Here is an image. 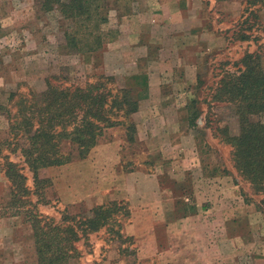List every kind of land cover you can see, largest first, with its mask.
Returning <instances> with one entry per match:
<instances>
[{
	"label": "crops",
	"instance_id": "obj_1",
	"mask_svg": "<svg viewBox=\"0 0 264 264\" xmlns=\"http://www.w3.org/2000/svg\"><path fill=\"white\" fill-rule=\"evenodd\" d=\"M164 1L132 0L129 12L111 11L109 21L113 14L119 36L117 42L108 43L102 53L103 65L111 62V68H116L118 74L116 78L134 81L133 86L143 90L137 112L130 117L136 130L134 141H145L147 158L156 156L158 162L145 161L143 166L134 163L133 168L128 167L130 170L126 171L119 152L121 140L112 139L93 148L83 160L47 169L57 170L58 174L69 172L72 197L75 185H86L85 198L91 209L113 201L128 203L130 216L123 233L133 239L137 262L227 264L229 260V264H237L241 250L252 244L244 242L238 230L241 225L245 226L243 232L256 228L252 221L255 210L232 189L237 186H207L204 179H199L202 185L198 187L202 189L196 190L191 182L188 186H191L197 211L185 215L179 204H191V199L172 189L185 181L186 174L200 163L197 157L191 163L188 158L187 107L180 95L194 80L205 41L211 35L214 37L207 27L214 15L204 6H198L201 0ZM187 13L191 14L189 20ZM145 37L148 46L143 44ZM125 40L124 53L119 55L117 43ZM154 44L156 48H150ZM177 71L183 73L181 81L176 77ZM114 129L123 130L121 127L108 129L103 138ZM171 146L176 149L175 156ZM149 166L148 170L144 168ZM180 168L181 173L174 174ZM166 174L173 175L172 185H161V177ZM215 179L218 178L209 176L207 182L215 184L212 181ZM5 183V177L0 175V193ZM14 219L0 215V255H8L3 244L8 242L15 228ZM258 228L264 236V223H258ZM111 252L87 264H124L115 251ZM259 261L264 264L263 258ZM0 264H3L1 259Z\"/></svg>",
	"mask_w": 264,
	"mask_h": 264
},
{
	"label": "rangeland",
	"instance_id": "obj_2",
	"mask_svg": "<svg viewBox=\"0 0 264 264\" xmlns=\"http://www.w3.org/2000/svg\"><path fill=\"white\" fill-rule=\"evenodd\" d=\"M123 2L118 5L117 13H124L123 8L125 6L129 11L131 10L132 0H125L124 7L122 6ZM164 2L166 3L167 0ZM40 5L41 0H0L1 176L4 171L3 156L8 155L9 150H11V148L8 150L5 145H2L3 141L10 139V137L8 138V120L2 111L10 109L14 113V109L12 110L10 107L12 104L9 102L11 93H16L15 100H17L18 97L26 95L28 92L34 94L43 92L47 88V84L61 89L83 87L86 83H96L103 81L104 77H109L113 80L106 83L107 87L113 90L117 88L129 91L132 100L137 98V94L140 98L144 95L143 92L138 93L140 90L133 86L134 81L116 78L118 74L116 75V68H111V62L108 66L103 65V54L96 56L81 55L66 48L63 31L69 27L70 23L64 21L56 11L44 13ZM199 5L200 7L204 6L214 15L212 22L207 27L215 38L211 35V38H207L205 41L204 54L199 58L194 80L191 84L186 85L187 87L180 95V99L185 102L186 107L195 108L200 113L197 128L189 131L190 152H188L190 163L195 157L200 163L198 167L192 168L193 172L191 171L189 176H185V179L189 185L194 182L196 190L202 189L199 188L201 187L199 185H202L199 179H204L207 183L204 184L207 186H237L236 188L232 187V189H235L241 200L255 210L252 221L256 227L252 232H243L245 226L241 225L242 223L239 224L241 227L238 231L242 235L241 239L252 244L246 245L241 250L242 253L239 255L237 264H260L259 259H264V236L261 234V229H257V225L264 223V192L254 193L252 188L238 177L231 161V148L222 142L220 136V131L225 127L228 128L230 134H237V120L232 111L229 110L228 104L213 100V95L221 75L225 72H236L237 63L243 54L257 51L262 57L264 66V0H201ZM204 15L207 16V14ZM186 16L189 20L191 14L187 13ZM103 29L108 33L109 43H116L119 32L113 14L111 21L103 26ZM157 30L161 32L160 28ZM241 35H248L249 39L240 41ZM192 40L195 44V38ZM146 42L147 37L143 38V44L147 45ZM124 43L121 41L117 43L119 55L124 53V48H122L126 45ZM150 46L152 49L156 48V44ZM176 77L181 81L183 73L177 71ZM112 139L121 140L119 152L125 167L123 168L126 171L130 170L128 167L133 168L134 163L142 164L145 161H157L156 156L152 157L153 159L148 157L150 160L147 158L148 149L145 141L128 142L125 140L124 130L121 131L120 129L110 131L99 140L97 146L102 143L106 144ZM170 148L175 156L176 149L173 146ZM10 159L12 162L26 167L20 160L18 152L17 154H10ZM73 161L80 160L75 158ZM190 165L186 168H189ZM144 168L148 170L150 166ZM24 172L28 177L26 184L33 187L32 174L26 168ZM178 172L181 173V168L174 174ZM213 172L218 178L212 180L215 184L207 182V178ZM166 175L161 177V185H172L173 175ZM39 177L45 181L41 185L50 184L43 191L46 204L39 203L37 206L40 213L53 218L55 221H59L63 216H76L77 218L88 216L91 207L85 198L86 185H75V194L72 197L69 172L58 174L57 170L43 169L39 172ZM172 189H176L175 186ZM0 194V215L9 217L14 210L7 209V203L10 201V186L7 180ZM199 195L200 193H198ZM30 199L35 202L37 197H30ZM13 217L15 218L13 220L15 228L10 233L8 242L3 244L5 245L4 249L9 252L8 255L1 254L0 259L3 264H36L31 229L25 213L21 210ZM128 220L122 222V229ZM12 239L13 242H11ZM132 243L129 240H124V238L117 239L114 233L111 234L102 229L77 243L76 246L82 254L77 262L73 261V264H87V261L91 260L97 262L103 256L105 257L107 251H115L118 255L120 254L119 260L123 261L124 264H156L155 261L137 262L135 245L134 242ZM238 243H240V238ZM111 254L115 257L114 252ZM227 264H229V260H227Z\"/></svg>",
	"mask_w": 264,
	"mask_h": 264
},
{
	"label": "trees",
	"instance_id": "obj_3",
	"mask_svg": "<svg viewBox=\"0 0 264 264\" xmlns=\"http://www.w3.org/2000/svg\"><path fill=\"white\" fill-rule=\"evenodd\" d=\"M123 1L41 0L40 6L44 13L56 11L70 23L63 31L66 48L77 54L96 56L101 55L110 42L103 26L108 24L110 12L117 11ZM126 8L123 11L129 12ZM248 39V35L239 38L240 41ZM237 65L236 72L221 75L213 100L228 104L236 117L237 134H230L225 127L220 136L231 148L232 165L240 180L259 194L264 192V66L257 51L243 54ZM104 78L74 88L61 89L47 84L43 92H28L19 95L17 100L16 93H11L9 102L14 113L10 109L2 111L8 120L10 137L2 145L11 148L9 154L3 156V176L10 186L7 209L14 210L10 216L24 211L31 229L36 264L77 262L82 254L77 243L102 229L133 244V239L124 236L122 229V222L130 216L126 201L108 202L89 210L88 216H63L59 221L44 216L37 208L39 203L46 204L43 191L50 186L41 185L45 182L39 177L41 170L68 164L75 158L85 159L108 129L121 127L125 140L134 141L136 130L130 117L137 112L141 98L137 94L132 100L129 91L107 87L106 83L113 79ZM139 87L136 88L141 93L143 90ZM188 107L185 119L188 130L193 131L200 113ZM17 152L26 167L11 161L10 154ZM25 168L32 174L33 187L26 184ZM210 176L217 175L213 172ZM188 185L186 179L176 185L180 195L191 199V204H179L183 215L197 211ZM34 196L37 200L32 202L30 197Z\"/></svg>",
	"mask_w": 264,
	"mask_h": 264
}]
</instances>
